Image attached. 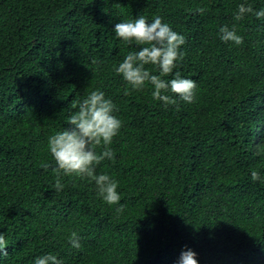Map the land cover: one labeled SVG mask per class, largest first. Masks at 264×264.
Instances as JSON below:
<instances>
[{
    "label": "trees",
    "instance_id": "trees-1",
    "mask_svg": "<svg viewBox=\"0 0 264 264\" xmlns=\"http://www.w3.org/2000/svg\"><path fill=\"white\" fill-rule=\"evenodd\" d=\"M0 264H264V0H0Z\"/></svg>",
    "mask_w": 264,
    "mask_h": 264
}]
</instances>
